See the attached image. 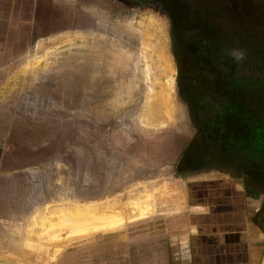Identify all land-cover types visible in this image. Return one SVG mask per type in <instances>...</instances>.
<instances>
[{
    "label": "rangeland",
    "instance_id": "rangeland-1",
    "mask_svg": "<svg viewBox=\"0 0 264 264\" xmlns=\"http://www.w3.org/2000/svg\"><path fill=\"white\" fill-rule=\"evenodd\" d=\"M166 9L215 10L242 53L231 74L261 82L249 96L231 88L224 119L181 94L178 57L198 95L207 74L174 53ZM248 103L264 123V0H0V264H79L80 247L166 229L194 177L264 199V130L247 133ZM79 209L99 215L70 225L63 211ZM113 209L126 215L116 228Z\"/></svg>",
    "mask_w": 264,
    "mask_h": 264
},
{
    "label": "crops",
    "instance_id": "crops-1",
    "mask_svg": "<svg viewBox=\"0 0 264 264\" xmlns=\"http://www.w3.org/2000/svg\"><path fill=\"white\" fill-rule=\"evenodd\" d=\"M186 187V202L160 219L166 229L123 234L84 256L80 247L79 264H264L262 196L225 176L194 177Z\"/></svg>",
    "mask_w": 264,
    "mask_h": 264
},
{
    "label": "trees",
    "instance_id": "trees-1",
    "mask_svg": "<svg viewBox=\"0 0 264 264\" xmlns=\"http://www.w3.org/2000/svg\"><path fill=\"white\" fill-rule=\"evenodd\" d=\"M173 29V50L176 56L177 47L180 46L183 58L190 59L192 67L202 68L207 74L205 79L207 83L203 85L204 92L199 95L194 88V83L187 73L185 64L178 57L180 69V92L188 93V103L196 104L200 102L203 113H209L212 110L215 114L219 113L224 119L223 111L228 108L229 90L231 88H240L249 96L253 94L261 82L253 74L241 71H235L231 74L230 64L233 62V47L225 36L221 25L214 19L217 12L212 9H166ZM233 70V69H232ZM188 74V75H187ZM258 106V103H257ZM255 104H247V133L255 137L256 131L264 130V123L259 124V115L254 109ZM223 107V108H222ZM218 109V111H217ZM217 111V113H216ZM214 118H217L215 116ZM257 124V125H254ZM252 139H249L251 143Z\"/></svg>",
    "mask_w": 264,
    "mask_h": 264
},
{
    "label": "bare ground",
    "instance_id": "bare-ground-1",
    "mask_svg": "<svg viewBox=\"0 0 264 264\" xmlns=\"http://www.w3.org/2000/svg\"><path fill=\"white\" fill-rule=\"evenodd\" d=\"M160 60V59H159ZM127 63V62H126ZM31 67V66H30ZM105 68H106V66H105ZM168 69H169V67H167ZM167 69V70H168ZM172 69V68H171ZM169 72H170V69L168 70ZM167 71V72H168ZM167 72H166V75H167ZM168 72V73H169ZM172 72V71H171ZM21 75V74H20ZM107 76V75H106ZM168 77L167 78H169V76H170V73L167 75ZM126 80V79H125ZM168 80V82L165 84V90L162 88V90H164V91H161V92H165V94L166 95H170L172 92H173V85H174V83H173V80H172V76L170 77V79H167ZM166 80V81H167ZM159 81H160V79H159ZM160 82H162V81H160ZM156 83H157V81H156ZM164 83V82H163ZM163 83H162V85H163ZM126 84V83H125ZM124 84V85H125ZM157 84H160V83H157ZM162 85H160V86H162ZM107 86V85H106ZM154 90V89H153ZM155 91L156 90H154V91H152V94H153V92L155 93ZM114 95V94H113ZM156 97H157V95L156 94H154ZM154 95H153V97H154ZM110 96V95H109ZM151 96V95H150ZM161 96H162V98H163V95L161 94ZM161 96H159V97H161ZM152 97V98H153ZM154 99H157V98H154ZM154 99H152V100H154ZM164 99V98H163ZM155 101V100H154ZM158 101V100H157ZM156 102V101H155ZM148 103H150L151 104V100H149L148 101ZM159 104V103H158ZM148 106V108L147 107H145V108H147L148 109V112L150 113V114H152L153 116H152V118H154V124H156V125H158V124H163L164 122H161L158 118H160V113H161V109L160 108H158L156 105H154V104H152V105H147ZM162 107V106H161ZM151 112H150V111ZM165 110V109H164ZM157 112V115H158V117L157 116H155V113ZM163 116V115H162ZM150 118V117H149ZM168 122V121H167ZM166 123V122H165ZM111 206H113V208L114 209H117V207L118 206H116V205H111ZM115 206V207H114ZM141 207V206H140ZM112 210V211H110V213H112L113 215L112 216H110V217H108V220H107V223H108V225L110 226V227H112V228H116V227H118L119 225H121V224H123L125 221H126V215L123 213V210L122 209H118V210ZM139 209V208H138ZM80 210V209H79ZM76 211V212H73V211H69V212H67V211H63V213L65 214V212L66 213H68L66 216H68V218L67 217H65V216H62V218L63 217H65L67 220H69L68 222H69V224L70 225H73V226H75L76 224L77 225H79V227H81L82 226V223H81V220H82V217H90V216H95V217H98V215L99 214H97V213H91V212H82L81 210L80 211ZM85 211H87V210H85ZM147 211V210H146ZM146 211H145V213H146ZM141 210H136V211H134V212H132L133 214H135V215H133L132 214V219H135L134 217H138V216H143L141 213ZM99 213V212H98ZM61 215V214H60ZM55 216V215H54ZM58 217H59V214L57 215ZM57 216H55L54 218H56V219H58L57 218ZM146 216V215H145ZM48 217V216H47ZM61 217V216H60ZM59 217V219H61ZM130 218V219H131ZM65 219V220H66ZM80 219V220H79ZM48 220V219H47ZM38 222V221H37ZM40 223V222H39ZM48 232V231H47ZM33 236H35L34 234H33ZM31 239V238H30ZM13 263V262H12Z\"/></svg>",
    "mask_w": 264,
    "mask_h": 264
},
{
    "label": "clouds",
    "instance_id": "clouds-1",
    "mask_svg": "<svg viewBox=\"0 0 264 264\" xmlns=\"http://www.w3.org/2000/svg\"><path fill=\"white\" fill-rule=\"evenodd\" d=\"M233 55H234L237 59L242 58V53L234 52Z\"/></svg>",
    "mask_w": 264,
    "mask_h": 264
}]
</instances>
